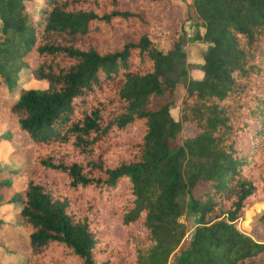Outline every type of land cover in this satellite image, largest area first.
<instances>
[{"label": "trees", "instance_id": "trees-1", "mask_svg": "<svg viewBox=\"0 0 264 264\" xmlns=\"http://www.w3.org/2000/svg\"><path fill=\"white\" fill-rule=\"evenodd\" d=\"M29 1L0 0V140L22 161L0 169V205L20 204L25 264H264V240L237 227L264 201V0H191L185 16L168 3L164 23L160 0ZM21 66L46 86L12 98Z\"/></svg>", "mask_w": 264, "mask_h": 264}, {"label": "rangeland", "instance_id": "rangeland-1", "mask_svg": "<svg viewBox=\"0 0 264 264\" xmlns=\"http://www.w3.org/2000/svg\"><path fill=\"white\" fill-rule=\"evenodd\" d=\"M190 2L191 0H160L156 2L152 16L164 23L167 19L163 16V12L171 7L173 13L185 16L186 7ZM41 3L42 0H30L27 6L30 11H32L31 13L35 14ZM168 3H172V6L170 7ZM188 13L191 17L183 21L184 37L182 51L184 53V68L186 71V78L197 79L201 76V72L198 68L202 63V54L205 49V44L198 40H192L195 31L202 32V29L197 27V17L190 6ZM160 31V29L154 28L152 33L158 34ZM45 86V81L34 78L30 66H21L13 73V83L7 94L12 98H16L19 91L22 89H43ZM170 114L176 118L175 109L170 110ZM9 127L7 117L3 115V117L0 118V135L2 136ZM191 132L192 130L185 126L181 129L182 135H188ZM21 162L22 161L15 152L14 145L5 140H0V169L8 171L18 169L22 165ZM8 180L11 182L13 193L22 190L24 186V178L22 176L8 175ZM261 196V191H257L251 200L248 199L246 201L245 208H248L242 220H238L237 227L247 233L251 230L253 238L264 240V229L255 222L256 213L264 208V201H261ZM19 210L20 204L18 200L14 203L0 205V243H2V245H0V264H25V257L19 245L21 240L25 238L29 229L22 225V221L18 216ZM179 222L183 223L185 227L184 238L189 237L193 232L195 224L193 214L185 211L180 216ZM242 223H247L248 227L243 229L246 225L242 226Z\"/></svg>", "mask_w": 264, "mask_h": 264}]
</instances>
